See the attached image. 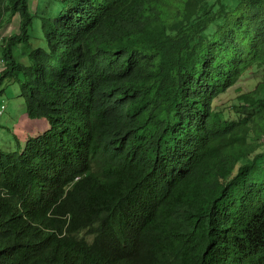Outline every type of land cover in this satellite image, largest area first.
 I'll use <instances>...</instances> for the list:
<instances>
[{
  "label": "trees",
  "instance_id": "obj_1",
  "mask_svg": "<svg viewBox=\"0 0 264 264\" xmlns=\"http://www.w3.org/2000/svg\"><path fill=\"white\" fill-rule=\"evenodd\" d=\"M6 1L0 94L50 128L0 147V264H264V77L216 101L264 69V0Z\"/></svg>",
  "mask_w": 264,
  "mask_h": 264
},
{
  "label": "rangeland",
  "instance_id": "obj_2",
  "mask_svg": "<svg viewBox=\"0 0 264 264\" xmlns=\"http://www.w3.org/2000/svg\"><path fill=\"white\" fill-rule=\"evenodd\" d=\"M234 3L236 0H226ZM7 3L8 1L5 0ZM32 11L38 10L40 14L53 13L58 9L60 0H29ZM60 8V7H59ZM20 15L11 14L7 7H0V40L3 36L19 31ZM40 17L34 18L33 29L35 32L42 31ZM24 51V52H23ZM28 48L17 49V54L22 60L27 59ZM1 56V49H0ZM0 62V67L2 66ZM264 69L256 72L251 71L237 84L229 88L217 98V103L224 110L231 111L232 104L238 101L241 90L253 88L258 81L263 79ZM0 94V147L5 150H23L29 139L41 135L50 128L47 117H32L27 111L26 100L21 94L20 82L13 78L6 79ZM4 105V108H2ZM2 110V111H1Z\"/></svg>",
  "mask_w": 264,
  "mask_h": 264
},
{
  "label": "clouds",
  "instance_id": "obj_3",
  "mask_svg": "<svg viewBox=\"0 0 264 264\" xmlns=\"http://www.w3.org/2000/svg\"><path fill=\"white\" fill-rule=\"evenodd\" d=\"M1 59H2V61H1ZM3 58H1V56H0V62H2L3 63ZM2 108H4V105H2ZM2 111V110H1Z\"/></svg>",
  "mask_w": 264,
  "mask_h": 264
},
{
  "label": "built area",
  "instance_id": "obj_4",
  "mask_svg": "<svg viewBox=\"0 0 264 264\" xmlns=\"http://www.w3.org/2000/svg\"><path fill=\"white\" fill-rule=\"evenodd\" d=\"M1 61H2V59H1Z\"/></svg>",
  "mask_w": 264,
  "mask_h": 264
}]
</instances>
